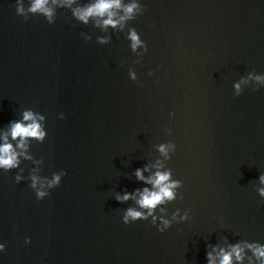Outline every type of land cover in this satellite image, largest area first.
<instances>
[{
	"label": "water",
	"instance_id": "1",
	"mask_svg": "<svg viewBox=\"0 0 264 264\" xmlns=\"http://www.w3.org/2000/svg\"><path fill=\"white\" fill-rule=\"evenodd\" d=\"M140 2L146 10L129 24L147 51L133 64L125 33L109 29L100 45L104 33L67 9L53 24L25 21L15 0H0V137L24 109L41 112L47 136L29 152L43 157L41 175L66 171L37 200L28 181L14 182L18 169L0 170V264H206L209 243H264V87L250 81L239 96L232 87L264 74V0ZM169 140L176 150L165 163L183 199L168 215L190 208L191 219L164 232L150 218L125 225L133 202L114 194L143 187L134 169L163 161L155 145ZM20 166L23 175L37 167Z\"/></svg>",
	"mask_w": 264,
	"mask_h": 264
},
{
	"label": "clouds",
	"instance_id": "2",
	"mask_svg": "<svg viewBox=\"0 0 264 264\" xmlns=\"http://www.w3.org/2000/svg\"><path fill=\"white\" fill-rule=\"evenodd\" d=\"M54 7H49V0H15V13L25 21L29 16H43L48 24L55 23L58 9H67L71 17L76 21L99 29L103 35L96 36V43L105 45L110 43L111 36L109 29L113 32L125 33V38L129 41V48L137 59L133 64L140 62V57L147 51L146 42L141 39L136 28L130 26L129 22L143 15L145 6L140 0H51ZM76 5L73 7V5ZM126 30V31H125ZM80 35L85 41L92 39L88 33L81 32ZM151 76V70L148 72ZM128 76L131 80L137 81V73L134 69H128ZM250 81L257 82V86L252 87L257 90L264 87V74L256 73L252 70L247 78L240 77L233 82V95L239 96ZM59 118H64V113L58 114ZM46 117L33 108H26L21 116L8 123L7 130L0 139V170L7 173L13 169H18L14 175V182L28 181V187L34 192L37 200L50 195V190L57 187L66 171L61 169L53 171L51 176L41 175L43 157L34 159L29 152L32 141L42 143L47 131L45 127ZM164 131L171 135V129L165 126ZM156 151L164 158L163 161L157 159L149 165L145 163L142 167L134 169L132 175L143 184V187L136 188L131 192L127 190L114 194V198L121 204L132 201L133 204L122 210L121 221L125 225L137 220H149L159 232H164L174 222H182L191 219V209L181 210L176 208L168 215L166 205L177 199H183V193L178 194V189L182 188L183 181L173 177L172 169L166 166L171 154L176 150V144L169 140L155 145ZM22 161H30L37 167H30L27 175H23L25 168L21 167ZM145 173H150L146 175ZM259 187L256 192L264 202V172L258 176ZM224 239H227L226 237ZM30 242V238L25 237L24 243ZM5 249V244L0 243V251ZM206 264H264V243L259 241H249L247 239H237L226 245L207 244Z\"/></svg>",
	"mask_w": 264,
	"mask_h": 264
}]
</instances>
